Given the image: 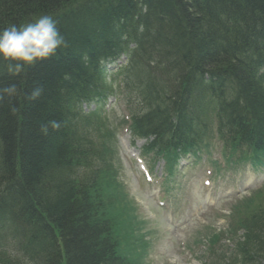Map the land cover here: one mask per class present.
<instances>
[{"label":"trees","instance_id":"trees-1","mask_svg":"<svg viewBox=\"0 0 264 264\" xmlns=\"http://www.w3.org/2000/svg\"><path fill=\"white\" fill-rule=\"evenodd\" d=\"M142 6H146L145 12ZM99 9L105 17L97 13ZM133 13L134 20L142 24L157 14L154 37L168 36L165 41H174L179 55L187 52L195 59L196 72L191 80L206 72H214L211 82L230 80L234 93L209 91L225 106L235 95L227 110L230 116L240 115L241 121L231 123V127L246 131L249 126L262 141V82L247 61L243 65L238 60L245 61L247 52L264 54V31H259L264 27V0H0V28L50 14L55 16L68 45L56 57L27 68L19 76L10 75L6 62L0 60V85L17 83L21 89V95L11 103L7 99L0 103V225L2 217L7 216L5 211L14 216V223L7 228L19 246L26 249L34 244L46 253L42 263L34 264H131L115 251L119 223L112 215L114 204L99 194L102 183L84 179L78 185L68 176L67 168L74 165L70 164L74 148L59 119L57 100L64 86L69 96H76L74 89L67 87L86 68L83 52L88 51L91 57L109 51L122 32L120 18ZM182 22L190 25L192 38L181 33L175 36ZM224 24L247 31L248 42L232 43ZM83 79L81 76L76 82L86 83ZM35 87L43 89L42 95L34 101L27 99L24 93ZM12 105L17 111L10 110ZM52 119L61 122L60 129L49 128L43 135L41 125ZM240 223L244 240L238 243V250L246 258L245 264L264 261V207L250 212ZM10 256L0 254V264L24 261L22 256L17 260Z\"/></svg>","mask_w":264,"mask_h":264},{"label":"rangeland","instance_id":"rangeland-1","mask_svg":"<svg viewBox=\"0 0 264 264\" xmlns=\"http://www.w3.org/2000/svg\"><path fill=\"white\" fill-rule=\"evenodd\" d=\"M142 8L144 9V6ZM216 156L217 152L214 150L212 157ZM163 167L164 165H161L159 169L162 170ZM248 168L249 166L245 167L239 174H232L231 177L230 173L219 174L215 194L221 195L226 189L243 187ZM184 173L185 199L179 212L178 226L162 222L154 205L148 202L146 190L138 187V177L132 170L122 174L126 184L123 186L124 192L134 204L131 213L137 215L139 224L136 231L134 218L120 216L119 222H126L120 233L127 243L131 242V247L135 246L132 252L143 251L144 264H220L223 259L227 260L235 255V240L230 241L228 238L236 227L237 218L264 204V195L260 197L258 192L234 208L233 204L240 195L232 201L212 208L204 201L205 193L201 185L203 166L189 164ZM234 178L235 183L232 182ZM120 188L122 189V185ZM108 190L111 192V188L106 189ZM243 190L242 188L241 191ZM221 233L224 238L212 245L211 241ZM221 252L225 253L226 258L217 256Z\"/></svg>","mask_w":264,"mask_h":264},{"label":"bare ground","instance_id":"bare-ground-1","mask_svg":"<svg viewBox=\"0 0 264 264\" xmlns=\"http://www.w3.org/2000/svg\"><path fill=\"white\" fill-rule=\"evenodd\" d=\"M99 15L103 16V10H97ZM105 17V16H103ZM120 17V16H119ZM156 15H153L150 21H146L144 24L136 22L134 19V13L131 15H126L121 21L122 32L121 36L123 38L128 37L131 34V30H133L132 38L135 37V33L139 30L142 31V34L138 37L137 44L138 46L144 50V57L145 60L142 59L143 62H148L152 69L160 71L162 76L160 80L162 81L165 88L170 85L171 87L163 94V89L154 90V100L160 104V111L155 115L152 120L144 123V125H152L156 132L159 131L162 127L170 128L172 125V117L173 115L178 112L179 119L181 123V127L179 129V135L181 137H186L189 133L194 136H197L196 132L191 129V127H203L206 120H207V112L205 109L199 107L195 101V91H203V90H211L215 89L219 92L225 93H234V85L230 80H219L213 81L209 83H204L199 79H193V74L196 72L197 64L194 63V58H189L190 54L187 52L181 53L179 55V49H174V41H165L169 39L168 36L161 39L159 37H154V32L157 33L155 29L157 22L155 18ZM186 21V20H185ZM156 23V25H155ZM222 23L225 21L222 20ZM182 27L177 29L175 32V36L185 35L190 39L191 37V27L187 22H182ZM227 30V33L230 35V39L232 43L240 42H248V32L241 31V28H229L227 24H224ZM223 26V25H222ZM260 32L264 31V27L259 29ZM150 35H152L150 37ZM192 38V37H191ZM178 40V38H176ZM192 43V41H190ZM107 44L108 42L105 41ZM254 44V43H253ZM88 51H84V55H87ZM82 53V54H83ZM92 61L89 66H85L84 72L77 76V80H81V76L85 79L82 81L86 83L80 82H73L68 89H74L75 95H90L95 88H97L100 84L94 72L98 67V62L94 60V56H91ZM151 59L153 62H151ZM246 59L248 62V66L254 73H259L264 66V59L262 62L257 63L249 52L246 54ZM148 65V64H147ZM193 65V66H192ZM189 78V80H188ZM191 82L188 84L187 82ZM158 82L155 86H157ZM188 84V85H187ZM64 85L63 83L61 84ZM166 90V89H165ZM59 104V119L63 120L65 127L68 130V143L73 145V156L75 157H84V162L87 167L93 165L97 158L94 157L91 148L90 142L88 140H81L76 138L75 136L72 137L69 128L73 127L72 119L74 114V97L72 95L69 96V91L66 92V86L62 87L61 89V96H59L57 100ZM58 104L55 107L58 108ZM149 107V104H147ZM207 109L211 111L212 104H207ZM260 137L264 144V134L260 133ZM193 142V139L190 140V143ZM166 144L169 141L165 142ZM75 161L74 159L70 160V164ZM17 167V166H16ZM19 171L20 169H16ZM0 195L2 196V192L0 190ZM28 210V209H27ZM115 251H118V246H116Z\"/></svg>","mask_w":264,"mask_h":264},{"label":"clouds","instance_id":"clouds-1","mask_svg":"<svg viewBox=\"0 0 264 264\" xmlns=\"http://www.w3.org/2000/svg\"><path fill=\"white\" fill-rule=\"evenodd\" d=\"M65 37L58 28V22L50 14H43L26 24L15 23L0 28V60L6 62L10 75L19 76L27 68L49 60L58 55V51L67 48ZM43 93L41 87H35L30 93H24L29 100L38 99ZM21 95L17 83L0 85V103L11 101ZM17 111L14 105L10 109ZM61 122L55 119L42 124L40 131L47 135L49 128L59 130Z\"/></svg>","mask_w":264,"mask_h":264}]
</instances>
